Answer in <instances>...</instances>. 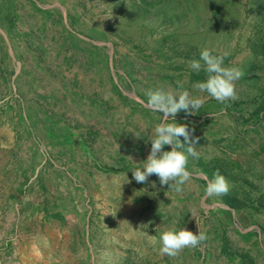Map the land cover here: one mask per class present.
Masks as SVG:
<instances>
[{
  "label": "rangeland",
  "instance_id": "1",
  "mask_svg": "<svg viewBox=\"0 0 264 264\" xmlns=\"http://www.w3.org/2000/svg\"><path fill=\"white\" fill-rule=\"evenodd\" d=\"M205 48L242 70L236 100L193 87ZM154 88L204 98L175 117L199 138L181 193L132 178L173 122ZM262 195L264 0H0V264H264ZM170 228L207 239L163 255Z\"/></svg>",
  "mask_w": 264,
  "mask_h": 264
},
{
  "label": "clouds",
  "instance_id": "2",
  "mask_svg": "<svg viewBox=\"0 0 264 264\" xmlns=\"http://www.w3.org/2000/svg\"><path fill=\"white\" fill-rule=\"evenodd\" d=\"M189 67L197 73L203 70L207 76L205 80L193 85L200 92H206L219 102L238 98L236 81L242 77L243 72L236 66H224L223 56L214 55L210 49L205 48L200 51L198 59L189 61ZM146 95L147 106L154 112L161 113L165 120L171 117L173 122L155 125L154 135L149 139V155L142 167L132 170V178L137 183L144 184L149 177L155 175L161 186L168 185L170 189L181 193L192 179V173L188 169L189 157L199 159L200 156L195 147L199 138L194 135V130H190L187 124L178 123L175 117L181 111L194 115L203 106L204 98L192 97L187 89L173 92L154 88L147 90ZM165 146H170V150H166ZM123 175L128 181L127 172ZM229 190V182L217 171L214 178L207 182L204 191L208 197H218L227 194ZM158 239L159 251L163 255L175 257L184 248H196L207 236L201 231L193 233L186 228H170L162 231Z\"/></svg>",
  "mask_w": 264,
  "mask_h": 264
},
{
  "label": "trees",
  "instance_id": "3",
  "mask_svg": "<svg viewBox=\"0 0 264 264\" xmlns=\"http://www.w3.org/2000/svg\"><path fill=\"white\" fill-rule=\"evenodd\" d=\"M261 202H263V204H264V195H262L261 197H260V199H259ZM226 250V249H225ZM241 256H244V255H241Z\"/></svg>",
  "mask_w": 264,
  "mask_h": 264
}]
</instances>
